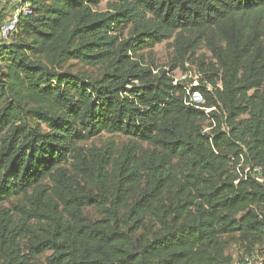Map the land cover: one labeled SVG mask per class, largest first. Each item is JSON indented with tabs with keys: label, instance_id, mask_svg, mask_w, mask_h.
<instances>
[{
	"label": "trees",
	"instance_id": "1",
	"mask_svg": "<svg viewBox=\"0 0 264 264\" xmlns=\"http://www.w3.org/2000/svg\"><path fill=\"white\" fill-rule=\"evenodd\" d=\"M22 1L33 13L0 41V264H243L262 249L264 0ZM170 40L168 70L128 56ZM190 64L198 86L176 80ZM102 134L127 143L85 147Z\"/></svg>",
	"mask_w": 264,
	"mask_h": 264
},
{
	"label": "rangeland",
	"instance_id": "2",
	"mask_svg": "<svg viewBox=\"0 0 264 264\" xmlns=\"http://www.w3.org/2000/svg\"><path fill=\"white\" fill-rule=\"evenodd\" d=\"M100 13L111 12L109 6L106 3H101L100 6L96 9ZM4 19V15L2 16ZM131 38V32L127 29L123 34L120 35V42H124L125 40ZM1 41V39H0ZM197 57L203 58L204 60L211 62V55L207 52L206 49H200L197 51ZM131 59H135L138 57V60L141 62L142 65L151 67L152 70H156L157 73L160 70H168L170 63L177 60V48L175 46L174 40L166 41L162 44L157 45L153 49H143V50H135L128 54ZM142 58V59H139ZM75 62H71L66 66V69H71L72 72H80L83 73L84 71L91 75H96L94 69H83L79 64L75 65ZM75 65L73 67H70ZM190 69L191 74L189 73L187 78L183 74L182 71H177L175 73V77L177 81H186L190 86H198L200 75L196 73L197 71L195 68L190 64L187 65ZM197 83V84H196ZM127 143V140L121 136H113L108 134H102L96 139L89 141L88 143L84 144L85 147H105L110 146V144H114L118 148L123 147ZM6 207V206H5ZM229 254L233 255L236 260H239V255L237 253L236 248L232 247L229 250Z\"/></svg>",
	"mask_w": 264,
	"mask_h": 264
},
{
	"label": "built area",
	"instance_id": "3",
	"mask_svg": "<svg viewBox=\"0 0 264 264\" xmlns=\"http://www.w3.org/2000/svg\"><path fill=\"white\" fill-rule=\"evenodd\" d=\"M32 13L33 10L30 3H25L22 0H0V39L8 40L10 36L17 30L20 19L30 16ZM3 15L4 19H2ZM185 105L203 110L206 113L214 110L206 107V100L204 96L198 91L187 90ZM248 171L250 170H246V173ZM259 171V169L254 170V172L257 174V179L260 182H263L260 177H258ZM243 264H264V247L250 255H247L243 259Z\"/></svg>",
	"mask_w": 264,
	"mask_h": 264
}]
</instances>
